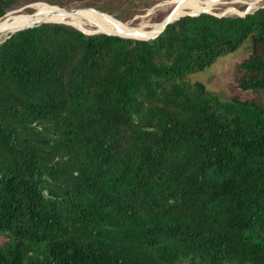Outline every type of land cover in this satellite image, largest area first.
Instances as JSON below:
<instances>
[{"label":"trees","instance_id":"16d2710c","mask_svg":"<svg viewBox=\"0 0 264 264\" xmlns=\"http://www.w3.org/2000/svg\"><path fill=\"white\" fill-rule=\"evenodd\" d=\"M36 2L124 23L156 0H0V19ZM247 40L239 87L264 92V6L0 42V264H264V102L187 79Z\"/></svg>","mask_w":264,"mask_h":264},{"label":"rangeland","instance_id":"374dc122","mask_svg":"<svg viewBox=\"0 0 264 264\" xmlns=\"http://www.w3.org/2000/svg\"><path fill=\"white\" fill-rule=\"evenodd\" d=\"M134 1L138 5V3H140L141 0H134ZM201 1H202V5L200 6L203 7V9H206V11L208 10V12H210L211 14L218 16L242 15L245 12L250 13L256 10L257 8L264 6V0H260V2L255 3L250 8L248 6V3L253 2V0H201ZM175 2L176 1L174 0H156V2L153 5L146 8L141 14L139 13L134 15L131 19L127 20L124 23L133 25V27H137L140 24L142 25L145 24L146 28H144V30L146 32H154L156 31L158 24H160L156 22L163 18L164 14L167 13L168 9L172 5L174 6V4H177ZM77 4L78 3H75L73 5L74 8L78 7ZM176 10H189V8L188 7L186 8V6H178L177 9H175V11ZM37 13H39L38 10L35 11V14ZM90 13L98 16L96 12H90ZM12 17H7L2 19L5 22L1 24L2 29L0 30L11 29L8 26L13 20L12 21H8V20L14 19V17L13 18ZM14 20H19V18L15 17ZM82 22L84 25L83 30L87 32H94L97 30L96 27H94L93 25L85 21ZM72 23L75 24V22L73 21ZM81 28L82 27H80V29ZM250 54H251L250 41L247 40L234 53L219 57L211 67L206 68L202 72L190 74L187 76L188 77L187 79L191 83L196 81L203 83L210 92L217 94L220 98L225 100L238 98L241 100H256V101L264 102V92L242 90L239 87V81L241 77V70L239 69V64L245 59H247L250 56ZM5 241L6 238L3 235H0V244Z\"/></svg>","mask_w":264,"mask_h":264},{"label":"bare ground","instance_id":"6f19581e","mask_svg":"<svg viewBox=\"0 0 264 264\" xmlns=\"http://www.w3.org/2000/svg\"><path fill=\"white\" fill-rule=\"evenodd\" d=\"M174 1H176L175 3H179V2L185 1V0H174ZM212 2H211V4H212ZM258 2H260V0H254L253 2H251L249 4V8ZM171 3H174V2H171ZM35 5H37V4L32 5L31 8H33ZM45 7H55V6H45ZM187 7L189 8V10H176V11L174 10L170 16L172 17V19H175V18L180 17L186 13L195 14V13H200L202 11H206V9H203V7H201V6H186V8ZM20 12H22V11H20ZM38 12L39 13H37V14H35V12H34V15H32V16H18L17 18L26 17V18H19V20H14L15 17H14V19H9L8 21L13 20L16 22H22L23 24L21 26H17V27L12 26L14 29L0 30V38H1V36L5 38L9 33L16 31L17 29H20V28L25 27L27 25H35L37 23L56 21V20L68 21L71 24H73L72 23V21H73V22H75L76 27H78V28L82 27L81 29H84L83 28L84 25H83L82 21H85V22L93 25L94 27H96V29H101L98 31H102L105 33H111V34H115V35L126 34V36H128V37H140V38H152V37H154L163 29V25H164V22H161L160 24H158L160 26L159 31L152 35V34L146 33V31L144 30V28H146L145 24H143V25L140 24L137 27H133L132 25H129L127 23H119V22L107 19L100 14L99 15L102 16V18L98 17V16L90 13L93 11L70 12V11H64V10L59 9V8H46V9H39ZM13 14H16V13H11L8 16L13 15ZM4 22H5L4 20H0V29H2L1 24H3ZM113 32H117V33H121V34H116Z\"/></svg>","mask_w":264,"mask_h":264},{"label":"water","instance_id":"95a60500","mask_svg":"<svg viewBox=\"0 0 264 264\" xmlns=\"http://www.w3.org/2000/svg\"><path fill=\"white\" fill-rule=\"evenodd\" d=\"M39 3L46 4V3H44V2H36V3L28 4V5L24 6V7H20V8H18V9H15V10H13V11H10V12L6 13L4 18L12 17V16H13V17H18V16H32V15H34L35 10H34V12L31 13V14H28V13H27V14H23V13L21 14V13H18V12L24 10V8L31 7L32 5H34V4H39ZM47 5H48V4H47ZM48 6H51V5H48ZM55 7L59 8V9H62V10H64V11H70V12H74V11H77V10H86V9L88 10V9H90V10H93L94 12H97L98 14L105 15V13H102V12H100V11H98V10H94V9H92V8L63 9V8L58 7V6H55ZM177 7H178V5L175 4V5L173 6V8L171 9V11H170V12L164 17V19L162 20V22H164L163 29H162L157 35H155L154 37L149 38V39H154L155 37H157V36H158V35L164 30V28L166 27V25H168L169 23H171V22H173V21L179 19V18L182 17V16H186V15L197 16V15H199V14L202 13V12L210 13V12H208V11H202V12H200V13H195V14L186 13V14L180 16V17H177V18H175V19H172V17H171L170 15L172 14V12H173L175 9H177ZM11 13H18V14H13V15L8 16V15L11 14ZM247 13H248V12H245V13H243L242 15H238V16H244V15H246ZM210 14H211V13H210ZM213 15H214V14H213ZM215 16L220 17V16H218V15H215ZM221 16H224V15H221ZM42 23H64V24H69V25H72V26L76 27L75 25L69 23L68 21H49V22H42ZM39 24H41V23H37V24H35V25H31V26H28V27H23V28L17 29L16 31H13V32L9 33V34H8V35H7L2 41H1V42H3L5 39H7V38H8L9 36H11L13 33L17 32V31H19V30H22V29H25V28H29V27H32V26H36V25H39ZM76 28L79 29V30H81V31H83V32L86 33V34L104 33V34H107V35L119 36V37H123V38H131V39H135V40H149V39L132 38V37L124 36V35L108 34V33L102 32V31H98V30H96V31H94V32H87V31H85V30H83V29H80V28H78V27H76Z\"/></svg>","mask_w":264,"mask_h":264},{"label":"clouds","instance_id":"9594fccd","mask_svg":"<svg viewBox=\"0 0 264 264\" xmlns=\"http://www.w3.org/2000/svg\"><path fill=\"white\" fill-rule=\"evenodd\" d=\"M24 14V13H23ZM25 14H27V13H25ZM5 17V16H4ZM3 19V18H2Z\"/></svg>","mask_w":264,"mask_h":264}]
</instances>
